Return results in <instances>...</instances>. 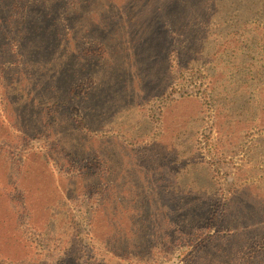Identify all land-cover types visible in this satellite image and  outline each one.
Here are the masks:
<instances>
[{
  "label": "rangeland",
  "instance_id": "obj_1",
  "mask_svg": "<svg viewBox=\"0 0 264 264\" xmlns=\"http://www.w3.org/2000/svg\"><path fill=\"white\" fill-rule=\"evenodd\" d=\"M35 1L18 0L28 5ZM55 1L47 5L48 11H30L29 17L41 27L31 33L22 32L18 47L17 42L12 46L13 52L21 48L25 57L13 59L9 47L2 49L0 44V55L9 56H0V68L9 78L6 85L13 84L16 91L13 95L6 93L4 101L23 133L30 135V139L23 137L30 148L28 152L23 149L21 155L16 152L13 158L0 152V194L4 187L17 186L25 197L20 198L24 204H87V197L98 191L93 195L95 204H187L186 209L191 211L187 216L200 213V218L216 207L209 209L204 205L207 210L202 212L197 204H222L224 198L229 199L226 204H264L256 186L242 185L233 193L227 192L221 173L229 174L240 166L241 154L228 156L223 166H217L220 179L218 175L214 179L204 146V152L201 148L197 155L192 152L178 157V148L172 150L170 139L167 140L171 137V142L178 146V129L186 137L196 138L206 122L219 128L229 120L233 130L244 118L236 112L232 116L228 111L231 106L223 102V116L211 120L196 90L189 98L178 97V83L183 82V76L178 75V58L190 62V55L193 57L196 50H201L203 59L191 64H210L211 71V60L217 59L214 48L226 40V35L219 32L223 25L200 22L196 16L203 11L198 12L199 6L193 3L188 15L178 18V0L148 1L144 14L135 17L130 13L129 18L124 12L114 17L108 15V24L97 27H88L85 21L80 25V17H89L87 9L68 6L62 10L63 18L54 20V25L46 14H51L60 3ZM259 28L263 34L264 24L260 23ZM215 30L219 32L216 36L212 34ZM259 41L264 46V39H257L253 61L235 63L237 78H242L247 70H261L264 65ZM98 49L106 50L108 56L94 57ZM90 50L95 54L88 56ZM218 58L216 64L226 61L222 56ZM202 68L204 74L206 69ZM87 71L93 72L90 80L86 79ZM224 78L217 80L215 91L222 89ZM256 78L250 81L251 85ZM235 85L239 87L237 82ZM256 89L251 93L255 100L261 92ZM49 108H53L52 118L46 115ZM77 108L81 110L79 116L73 114ZM257 131L249 128L246 132ZM42 133L48 134V138L37 137ZM216 133L215 130L210 134V140L215 139ZM230 142V148L238 146L235 138L222 139L220 150L226 151ZM138 152L146 155L143 158ZM94 158L111 162L114 172L109 184L92 177ZM175 160L176 165L172 164ZM10 161L12 168H8ZM137 163H143L144 169L150 168L143 183L132 181ZM15 176L18 178L14 180ZM229 176H224L228 182ZM108 190L113 195L112 203L107 202ZM10 199L0 195V204H23L22 200ZM237 209L233 208L235 212ZM213 246L217 244L211 242L210 248Z\"/></svg>",
  "mask_w": 264,
  "mask_h": 264
},
{
  "label": "trees",
  "instance_id": "obj_2",
  "mask_svg": "<svg viewBox=\"0 0 264 264\" xmlns=\"http://www.w3.org/2000/svg\"><path fill=\"white\" fill-rule=\"evenodd\" d=\"M53 1L36 0L28 5L19 3L18 0H0L2 49L9 47L10 52H13V43L17 42L18 47L22 32L31 33L41 27L29 17L30 11H48L50 8L47 5ZM59 1L53 12L46 14L52 18V24L54 20L63 18V9L82 6V9L88 10L89 17H80V25L85 21L86 26L97 27L108 24V15L114 17L122 12L128 18L131 17L130 13L135 17L142 15L147 9L144 4L155 0ZM192 3L199 6L198 12L203 11L202 15L196 16L200 22H215L218 26H224V29L218 28L221 30L219 32L226 35V40L217 43L214 48V57L217 59L211 60L213 69L210 71V64L202 66L206 69V74L202 73V67L191 64L203 59L201 50H196L193 57L190 55V62L178 58V75L183 76V82L178 83V97L189 98L192 90H196L201 95L206 114L209 113L208 118L211 120L223 116L224 103L231 106L228 111L232 116L236 112L237 115H244V118L233 130L229 128V120L222 122L219 128L206 122L198 130L196 138H188L182 134V129H178V146L171 142V137L167 138L170 139L168 143L172 150L177 151L178 148V157H185L192 152L197 155L204 146L214 179L217 175L220 179L217 166H223L228 156L241 154L240 166L233 168L229 174L221 173L227 192L233 193L242 185L256 186L264 198V65L261 70H247L242 78H237V74H234L238 68H235V63L253 61L256 58L253 55L254 43L257 39H264V33L259 28L260 23L264 24V0H178V18L188 15L187 10ZM12 16L14 19H11ZM241 25H245V28H241ZM218 33L215 30L212 34L216 36ZM262 46L261 61L264 64ZM93 50L85 53L88 56L95 54ZM97 52L94 57L105 59L108 56L106 50L98 49ZM25 54L18 48L12 56L14 59L25 57ZM3 55L9 57L6 53H1L0 56ZM218 56L226 59L222 62L223 66L216 64ZM225 66L226 70H223ZM87 72L86 79L90 80L93 72ZM254 76L257 81L251 85L250 81L254 80ZM223 78V84H220L222 89L215 91L217 80ZM7 81V73L0 68V152L8 153L6 158H13L16 152L21 155L23 149L27 152L30 150L23 138L30 139V135L23 133L4 101L6 93L13 95L16 92L13 84L6 85ZM236 82L239 87L235 88ZM255 87L261 91L256 100L251 95ZM254 107L256 109L253 110ZM47 111L46 115L52 118L53 108ZM79 111V108L73 109V114L79 116ZM249 128H256L258 131L246 132ZM215 130L218 135L210 140V134ZM242 132L245 134L242 135ZM175 133L177 134L174 131ZM38 136L48 138L45 133ZM232 138L236 139L238 146L230 148V142L226 151L220 150L222 139ZM258 141L261 144L256 145ZM136 154L143 158L146 155L143 152ZM92 162L95 169L91 172L92 177L99 178L105 185L109 184L110 174L114 172L111 162H99L97 158ZM176 162L175 160L172 164L176 165ZM12 164L10 161L8 168H12ZM135 167L138 170L131 176L132 181L145 182L146 172L150 168L144 169L143 163H137ZM128 173L129 171L127 175ZM228 175L231 177L230 182L225 178ZM17 178L15 176L14 180ZM146 185L148 182L143 187ZM219 191L226 193L222 189ZM94 193L87 197V204H24L20 198L25 197L19 187H4L0 194L4 199L11 198L12 202L22 200L23 204H0V264H264V204H226L229 199L224 198L222 204H197L203 209L202 212L206 209L204 205L207 208L216 207L206 217L200 218V213L187 216L191 214L185 207L187 204H95L97 200H94ZM108 196L107 202L112 203L113 195H110L109 190ZM77 201L78 199L76 203ZM236 207L238 209L235 212L233 208ZM183 219L185 222H182ZM211 242L217 244V247L213 246L211 249Z\"/></svg>",
  "mask_w": 264,
  "mask_h": 264
}]
</instances>
